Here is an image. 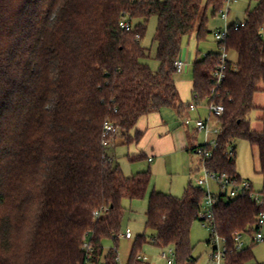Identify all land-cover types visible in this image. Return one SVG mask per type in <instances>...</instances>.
Masks as SVG:
<instances>
[{
    "label": "trees",
    "instance_id": "trees-1",
    "mask_svg": "<svg viewBox=\"0 0 264 264\" xmlns=\"http://www.w3.org/2000/svg\"><path fill=\"white\" fill-rule=\"evenodd\" d=\"M223 4L0 0V264H87L86 241L93 247L92 264H101L106 241L114 248L104 264H119L123 202L146 199L152 172L124 175L110 155L113 147L102 144L104 123L112 122L130 146L144 137L136 130L142 117L168 108L183 119L190 104L180 100L175 62L185 39L196 33L200 42L211 34L209 10L216 16ZM152 18H157V71L148 65L150 53L142 45ZM121 21L134 30L121 29ZM242 24L228 27L226 48L237 60L229 62L222 84L211 77L219 53L194 61L193 101L224 107L217 149L206 168L241 181L235 143L245 140L264 195V106L255 104L264 94V0H257ZM256 110L262 112L260 131L250 120ZM201 147L190 137L189 153ZM144 160V155L131 158ZM205 198L192 182L181 198L153 191L145 224L152 234L137 237L128 264H143L138 256L146 244L174 248L175 264H196L191 230L202 222ZM262 212L264 207L249 197L222 200L216 207L227 264L254 261L252 249L235 250L234 237L253 236Z\"/></svg>",
    "mask_w": 264,
    "mask_h": 264
},
{
    "label": "rangeland",
    "instance_id": "rangeland-1",
    "mask_svg": "<svg viewBox=\"0 0 264 264\" xmlns=\"http://www.w3.org/2000/svg\"><path fill=\"white\" fill-rule=\"evenodd\" d=\"M166 1V0H162ZM257 5V0H238L230 6V14L227 20L222 18L221 14L212 16L209 10V23L208 31L211 33L203 41L198 42L197 34L184 40L182 46V55H191L190 63L187 72H178L175 80L178 81L182 88L183 99L190 104L195 103L191 94V86L193 82V64L196 59H204L208 54H215L220 52L219 44L214 39L213 33L217 30H226L232 24H242L247 18V11H252ZM157 28V18L150 20L148 31L142 40V45L149 50L150 58L147 61L148 65L153 71H157L159 64L156 60V45L153 43ZM229 60L236 62L237 57L233 52L229 53ZM185 61V60H184ZM186 97V98H185ZM255 104L257 107L264 106V94H258ZM197 110L191 112V123L189 126H181V119L175 114L172 109H164L163 118L167 125L170 127V134L180 137V132L189 131V137H196V145L205 143L204 136L201 134L195 135V120L200 116L202 119L209 117L210 111L207 104H195ZM187 110L183 111V116L188 115ZM262 112L256 110L250 116L253 130L260 131L262 124L259 121ZM183 128V129H182ZM180 135V136H179ZM120 136V135H119ZM139 146L127 147L124 145H116L111 149L110 155L114 163L120 165L123 173L127 177L137 175L138 173L151 170L152 183L149 188L147 197L143 201L125 200L124 206V220L122 225V235L118 243V262L119 264H128L133 245L139 236L145 235L150 237L152 232L146 230V213L148 211L149 197L153 190L171 194L176 197H183L186 187L190 182L196 186V180L204 175L201 163V157L198 154H191L185 148L178 151L171 152L166 156L155 159L153 163L147 160L132 162L131 158L137 154ZM236 148V170L238 175L243 180H248L252 183L256 192L263 190L262 177L258 174L259 168L253 159V152L250 144L245 140H238L235 143ZM200 175V176H199ZM214 194L220 193L219 186L211 181L208 186ZM203 189L208 190L207 186ZM130 229L133 234L132 240H127L124 237L126 230ZM264 234V231H263ZM211 231L208 227L200 221L194 223L191 230V244L193 247V257L196 259V264H215L212 259L214 247L213 243L207 242L211 239ZM246 248L252 249L254 261L251 264H264V242L254 243L250 237L244 238ZM221 249L225 244L221 242L219 245ZM114 248L112 241L104 243V255L101 264H104L105 257L109 254L110 250ZM170 248V247H169ZM169 248H159L157 246L146 244L140 251L139 255L147 258V262L143 264H168L162 257L164 252H168Z\"/></svg>",
    "mask_w": 264,
    "mask_h": 264
},
{
    "label": "built area",
    "instance_id": "built-area-1",
    "mask_svg": "<svg viewBox=\"0 0 264 264\" xmlns=\"http://www.w3.org/2000/svg\"><path fill=\"white\" fill-rule=\"evenodd\" d=\"M238 0H224V4L222 9L219 11V14L222 15L224 20H227L230 14V6L237 2ZM244 26V24H237L236 28ZM120 28L130 32L134 30V27L128 25L125 21H121ZM229 32L228 28L224 31L217 30L213 33L214 39L219 44L220 48V58L219 63L216 69L212 72V80L216 83V85L222 84V82L226 78V72L229 65V52L226 48V40L228 38ZM187 62L180 59V57L175 62V67L178 72H185L187 67ZM210 114L208 119L199 118L195 121V128L194 131L197 134H201L204 136L205 143L202 144L204 147L198 149L197 154L201 157L200 166H202L204 175L200 176L196 180V186L200 188H204L207 186L208 190L203 189L206 192V198L203 205V210L200 214V219L202 220L204 226L208 227L212 233V241L216 247H214V251L212 254V259L214 260L215 264H227V242L226 240L222 239L216 230L215 218H214V211L216 207L221 203L222 200L228 199H236L241 197H249L259 206L264 207V195L256 192L253 188V185L248 180H241L235 181L233 178L229 177L226 174H220L210 171L205 166V161L209 160L212 157V151L217 149V139L221 133L220 128V120L224 114V107L222 105H210L208 106ZM197 109L195 103L190 104V111H195ZM214 120V122H212ZM186 125L190 124L189 120H186ZM120 131L119 129L110 121H106L103 126V146L106 148L113 147L115 140L119 137ZM210 148V149H209ZM229 156L234 155V151L230 149L228 151ZM215 182L219 188L220 193L214 194L211 189L208 187L210 182ZM103 214V213H102ZM95 216H100L99 213H95ZM256 228L258 231L254 233L253 236L244 235L236 233L234 237V245L235 250L238 252H242L246 249V243L244 238L250 237L251 241L254 243H261L264 242V212H262L256 218ZM124 237L127 240L133 239V234L130 229L126 230ZM223 242L225 247L221 249L219 245ZM84 250L86 251L87 257L86 261L87 264H92V253L93 247L92 245L86 241L84 242ZM163 259L168 264H175V250L174 248L170 247L168 252H164L162 254ZM138 260L145 263L147 262V258L143 257L142 255L138 256Z\"/></svg>",
    "mask_w": 264,
    "mask_h": 264
},
{
    "label": "crops",
    "instance_id": "crops-1",
    "mask_svg": "<svg viewBox=\"0 0 264 264\" xmlns=\"http://www.w3.org/2000/svg\"><path fill=\"white\" fill-rule=\"evenodd\" d=\"M181 52H182V50H181ZM179 57H180V59L185 60L187 62L188 65H187L186 70H185V72H187L188 67H189V63H190L191 55L187 54V56H183L182 53H180ZM176 84H177V88H178V91L180 94L181 102L184 104H190L189 102H186L183 99V93H182V88H181L180 83L178 81H176ZM191 94H192V98H193V82H192V86H191ZM164 109H166V108H164ZM164 109H162L158 113H153V114L144 116L139 120L137 127H136V130H139L140 132H142L144 134V137L138 145H130V146L127 145L126 140L120 135L115 140L113 147H116V145H124L127 147L139 146L138 150L136 151L137 154L133 155V157H138L140 155H144L146 157V160L149 163H153L155 161V159L166 156L167 154H169L171 152L173 153L175 151H178L181 148H185L187 151V149L189 147V139H190L189 131L185 130L186 134L183 131L180 132L181 133V136L179 135L180 137L175 136L176 133H174L173 135L170 134V127L164 121L163 114H162L164 112ZM195 111H189L188 115L184 116V118L181 119L180 125L181 126H184V124L186 125V123H185L186 120H189L191 123L192 122L191 121V116H192L191 112H195ZM174 112L177 115L175 110H174ZM199 118H201V117L199 116L197 119H199ZM208 118L209 117H207L206 119H208ZM178 119H180V118H178ZM212 122H214V120H212ZM187 126H189V125H187ZM153 191H156V190H153Z\"/></svg>",
    "mask_w": 264,
    "mask_h": 264
}]
</instances>
